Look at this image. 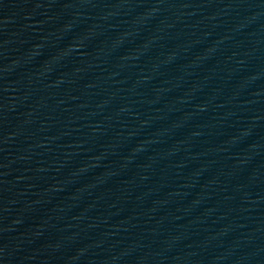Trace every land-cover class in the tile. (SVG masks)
Returning <instances> with one entry per match:
<instances>
[{
  "label": "water",
  "instance_id": "water-1",
  "mask_svg": "<svg viewBox=\"0 0 264 264\" xmlns=\"http://www.w3.org/2000/svg\"><path fill=\"white\" fill-rule=\"evenodd\" d=\"M0 264H264V0H0Z\"/></svg>",
  "mask_w": 264,
  "mask_h": 264
}]
</instances>
